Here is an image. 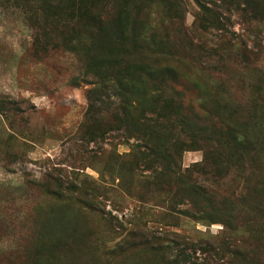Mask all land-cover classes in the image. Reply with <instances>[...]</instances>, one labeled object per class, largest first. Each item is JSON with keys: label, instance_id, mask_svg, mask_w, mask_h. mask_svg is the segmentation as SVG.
I'll return each instance as SVG.
<instances>
[{"label": "rangeland", "instance_id": "obj_1", "mask_svg": "<svg viewBox=\"0 0 264 264\" xmlns=\"http://www.w3.org/2000/svg\"><path fill=\"white\" fill-rule=\"evenodd\" d=\"M0 264H264V0H0Z\"/></svg>", "mask_w": 264, "mask_h": 264}, {"label": "trees", "instance_id": "obj_2", "mask_svg": "<svg viewBox=\"0 0 264 264\" xmlns=\"http://www.w3.org/2000/svg\"><path fill=\"white\" fill-rule=\"evenodd\" d=\"M80 198H81L80 196H75V197L71 196L70 201L75 200V201L81 202ZM90 203H94V202H90ZM71 206L72 205H67L66 208H68V207L70 208ZM86 206L90 207L88 204H86ZM131 233H133V232H131ZM134 233H136V232H134ZM139 237L142 238V241H141V244L138 246H140L144 249L152 250V251L161 249V244L153 241V239L156 238V235L153 232H151V231L142 232L141 234H139ZM174 262H176V259L168 261V263H174Z\"/></svg>", "mask_w": 264, "mask_h": 264}]
</instances>
